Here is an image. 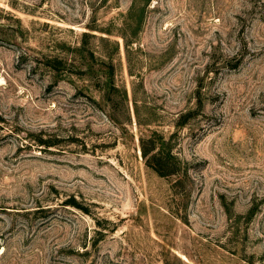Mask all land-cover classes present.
Instances as JSON below:
<instances>
[{"label":"rangeland","instance_id":"obj_1","mask_svg":"<svg viewBox=\"0 0 264 264\" xmlns=\"http://www.w3.org/2000/svg\"><path fill=\"white\" fill-rule=\"evenodd\" d=\"M0 264H264V0H0Z\"/></svg>","mask_w":264,"mask_h":264},{"label":"trees","instance_id":"obj_2","mask_svg":"<svg viewBox=\"0 0 264 264\" xmlns=\"http://www.w3.org/2000/svg\"><path fill=\"white\" fill-rule=\"evenodd\" d=\"M140 148L145 163L157 174L176 177L173 182L174 186H178L184 179L182 177H187L189 174L186 165L174 154L168 142L165 145H158L153 138L142 139Z\"/></svg>","mask_w":264,"mask_h":264}]
</instances>
